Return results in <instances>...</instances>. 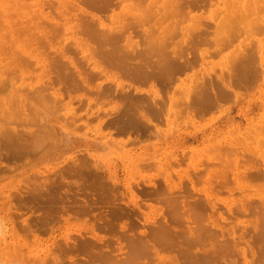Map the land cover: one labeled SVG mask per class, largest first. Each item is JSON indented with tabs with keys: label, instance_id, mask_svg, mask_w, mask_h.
Listing matches in <instances>:
<instances>
[{
	"label": "rangeland",
	"instance_id": "1",
	"mask_svg": "<svg viewBox=\"0 0 264 264\" xmlns=\"http://www.w3.org/2000/svg\"><path fill=\"white\" fill-rule=\"evenodd\" d=\"M59 1H62V2H59ZM66 1L67 0H48V1L46 0V1H44L46 3L45 4L43 2V0H35V1L31 0V4H33V2H35V4H36V7L35 6L33 7V9H35V11L37 9H40V11L44 13L43 17H41L42 19H44L43 21L45 22V20L48 19L45 23L49 22V24L47 23L48 26L52 25V24H50V22L53 23L52 27L56 25L55 26L56 29L59 27L58 25L60 24V26H62V29L60 27V30H62V31L60 32L59 29H57L60 32L58 34L59 37L57 38L58 35L55 32L58 33V31L55 30V28H54L55 31L52 29L54 31V33H51V31H50L51 27L48 29L46 26H44L45 24L42 21V19L35 16L36 15L35 12L31 13V15H30L31 18H34L33 21L35 24H37L36 29L32 30V32H33L32 39H34V40H32L31 46H32V49H34V51L38 54L41 62L38 64H35L33 61H29V62L33 63V64H31L32 67H29L31 69L28 68L29 71L32 70V71H30L31 72L30 76L31 77L34 76V78L32 77L33 78L32 80L29 78L17 79V80L15 79L16 80V81L14 80L15 82L11 80L13 88L14 87L16 88L18 86V88L20 89L21 87L25 88V86H27V89L32 90L33 87H34V89L37 87L35 85L48 83L47 81L50 79L49 83L53 87L60 90V91H56V95L60 98L61 101H60L59 105L62 106L63 108L58 107L59 105L58 106H55V104L51 105L52 107H49L50 111L48 112V110H47L48 113L45 114L46 117L44 116L42 118L41 114H33L32 113L33 103L29 102L30 98L28 101L24 102V104L22 106L24 108H20L19 107V104H20L19 101L24 100L22 97L20 99V93H18V91H14L11 86H8L5 88H0V101H8V100L12 99L13 100V101L11 100L12 105L14 104V106H17L20 108V109H15L16 112L12 116L15 117V115L19 114L20 117L18 116L17 121L20 122L19 126H21V127H19L18 125H17V127L13 126L12 128L14 130L19 131L21 129L22 130L25 129L24 131H27L29 129V133L30 132L36 133V131H38L37 127L40 124L39 122L48 124L47 122L52 123L55 120L54 123H56V121L58 122L59 118H62V120H61L62 125L64 124V126L66 127V129L60 128L59 135L57 136L58 141L56 143H53V144L50 143L49 144L48 139L44 140L40 144L41 146L38 149L40 151L35 150V152H36L35 153L32 150L34 153L31 154L32 151H30V152H27L29 155L26 154V156H24L25 155L24 154L22 156L17 157L16 159H15V156H12V157L10 156L11 153H10V150L8 148V144H6L7 143L6 141H5L6 143L3 141L5 136L4 135H2V137L0 136L1 152H4L5 155L10 154V155H8V157L6 156L7 158L4 155H3V157H2V155H0L1 156L0 157V264H48V262L51 263L50 260H55L54 261L55 264H69V263L75 264V262H73L74 258L80 257L79 259L81 260V258H83L82 260L84 261V259L86 257H85V255L83 257L82 254L84 252L76 249V246H75V248H70L68 246L67 243L71 242L70 244H72L75 242V241H73V239L75 240V237H76L74 235L77 234V238H79V237L82 238V234H81L82 232H84L83 234H85V236H87V237H89L88 234L90 235V233H92L96 236V238L102 239V237H103V239H104V233H105V235L107 234L106 231L102 227L99 226L100 231L103 232V233H101V232L99 233L98 224H97L98 230L96 231V229H93L95 227L92 226V224L94 222L93 223L91 222V221H95L94 218L96 219L95 215H97V211H99V209L98 210L94 209L93 212L96 214H94L92 211L89 213L91 216L94 217V218L91 217L92 219H89L88 217H86V216H88V214L86 212H85L86 215L84 213H82L81 215H79L80 217L78 215H76L75 217H77V218L79 217V219H77L74 217L76 212L74 213L72 210H67L66 212H68V213H66L63 210H60V212L62 211L63 213H66V214L64 215V214H62V212L61 213L58 212V214H59L58 215L57 213H55L54 215L57 214L56 218L54 216L47 218V222L48 221L49 222L48 223L45 222L46 224L41 223L42 226H41L40 222H38V221H40L39 219L38 220L34 219V220H36L34 222L35 224H32L34 220L33 221L30 220V218L32 219L34 217V215H36V214L39 215V213L41 212L40 209L36 206V204H39L38 202H36V200H35V203H33L34 201L32 202L31 200L28 201L30 195L34 194V192H37L31 188L33 183L39 181L36 184H39V186H41V187L43 186V188L46 187L47 184L50 186L49 182L47 184H45L46 182H43V181L44 180L45 181L51 180L50 179V176H51L52 179L53 178L55 179V180L54 179L51 180V181H55L54 182L55 184L62 182L60 184L61 187H63V185L64 186L66 185L67 187L69 186L70 188H72L76 185L74 188L75 189L74 192L71 190L70 193H76V191H77L76 189H78L77 185H79V184L81 185V183L85 180L89 179L90 181H93L95 183V181L97 179L95 180V178H91L90 175L87 176L88 174L86 172H81V174L76 173L77 176L79 177V179L75 178L77 176H76V174L73 173L75 171H78V168L76 170L74 169L75 165H73V164H76V166L84 165L81 163V161H82V158L84 157L83 155L85 153H86L85 157L86 156L87 157L86 158L84 157V158L85 159L88 158L87 160H89V159L91 160V161L89 160L91 163V166H90V163H88L89 161L87 162L89 165L87 163H85L86 160H84V162L82 161L83 163L86 164L84 166L88 165L90 170L93 171V173L95 172V174L100 170L104 171V172L100 171L101 173L98 172V176H100L102 174L101 175L102 179H103V181L106 182L105 187L109 191L108 192L109 195H107V196H105L104 195L105 193H103V191H101L103 200L108 201L111 204V203H113V201L117 197L118 202H119V199H120V202L118 204V202L115 201V203L118 204V205L115 204L116 206L124 207L128 204H132V206L128 205V208L130 210L128 208L126 209L127 206L124 207V209H126L125 211L129 210L131 212L130 217L131 218L133 217L135 219V220L134 219H132V220L138 222V223L135 222V223H137L136 225H139V224L142 225V226L140 225V227H137L136 229L133 228L134 230H136L135 232L133 231L134 234L137 232V233H139V235H141V234H145V232H148V229L150 230V228H148L147 226H146L147 227L146 228L143 225L148 224L149 226H151V224H152V226H154L153 223H154V221H156V220H154L156 217L160 216V219H158V218L157 219L159 221L160 220L163 221L164 220L163 219L164 212L162 213V210H164L163 207L165 209L168 207L166 203H165L166 206L161 204V203L165 202L164 198L162 199V197H164V195L160 194L162 192H160V191H159L160 193L158 192V195H156V197H155L157 201H155V198H153V197L150 198L152 195L149 194L150 193L149 191L147 194L145 193L146 195H144V194L139 195V194H141L142 191L138 194V190H140V189L142 190L143 185H145L147 188L149 187V189H151L150 188L151 186H153V188H154L158 185L155 188V189H158L160 184H161L160 185V188H161L162 183L164 186L167 185L166 187L163 186L164 188H167L168 185H170L172 190L178 189L180 186L181 188H183L182 190H184L185 188L186 189L188 188L189 190L191 189L192 191H190L191 193L190 192L189 193L191 196L193 195L194 199H195V197H197V195H198V197L200 196L201 199L204 198L202 200L205 203L204 206L207 208V210L204 209L206 217H208L209 220H212L213 222H215V224H217L219 222L220 224L218 223L217 224L218 226L222 225L221 223H224V224L225 223L226 224L232 223V225L234 223L235 224L239 223L240 227L243 225V227H244L243 231L246 234H244L242 240L238 239L239 242L237 241L236 244L232 243V244L228 245V247H226L222 251L224 258L226 259L227 262H229L230 264H260L258 262L260 260H257V258L263 259V257H261L262 255L260 254L259 250H257L255 247H257V244H259V242H261V241L256 239L255 241L258 240L257 241L258 243L255 242L256 245L254 244V246H255L254 247L253 244H251L254 241V238L253 237L249 238L250 235H252L251 234L252 233V227H251L252 225L250 226V224H251L250 220H252L254 218L250 217L251 215L249 213H247L248 214L247 215L245 212L244 213L246 215L243 212H240V213H243L240 215V213H238L237 210L242 208V205L239 206L238 203H239V200L242 199L243 195H244L243 199L248 201V202L250 201L251 203L253 200H254V202L256 201L258 203L260 200H262V197L264 196V179H263L264 178V173H263L264 172V130H261V127L264 128V61H262L260 63V65L258 66V67L262 66L260 71L258 72L259 74L258 75L255 74V75H252L250 77L244 78L243 80L246 81L247 83L246 82L244 83V81H240V82H243L242 85L238 81L239 85H233L232 86V83L234 84V82L232 81L234 75L228 74L227 69L231 70L230 69L231 57H232V55L239 53L238 49L246 50L245 48H248V50H251L252 49L251 47L253 46V44H255V42H257V40H260V38L263 37V34L262 33H260V34L256 33L255 35H253L254 33H252L250 35L246 31L244 34L247 33L246 34L247 36L243 35L242 33H241V36H239V34H240L239 33L238 36L236 37V40L231 42L232 44L229 43L228 45H225L222 50L221 49L219 50L220 53H218V51H217L216 54H215V52L211 51V50H213V45L211 46V44H212L211 41H208L211 39L213 40V38H211V36H210L211 39H209V37L207 36L208 40H206V41L209 42L208 45L206 44L207 46L204 43H201V44L196 45L193 48H191L192 47L191 45H193V44L189 45V46H191L190 47L191 49H188L187 55H188V57H190L194 61L193 65L190 67H187L186 69L181 71L182 73L179 72L180 74L178 73L176 75V77L178 78V81L173 83L171 88L168 87L169 89L167 88L168 90L165 89L166 91H164V88H165L164 87V88H162L163 89L162 91H159L160 89L156 86H159L160 84L159 85L155 84L154 89L156 91H154V92L153 91L148 92V91L139 90L136 92L132 91V94H133V92H134V94L138 93L139 96H141V97H142V95H140V94H144L145 96L143 95V97H150L151 100H153L152 99V97H153L154 102L157 99V101L164 107V109H165V110L163 109L164 113H167L166 110L168 108H171V107L176 108V109L179 107L184 108V106L186 105L184 98L188 99V97H189V99H191V100H192L193 96L195 98V95L192 96V94H194L193 93L194 91H192V89H191V91H180V88H181V86H183V84H186V85L188 84V87L191 88L192 83L194 85V83H195L194 81L198 77V79H197L198 82L205 80V81L201 82V85H203L202 83H204V82H206V83H204V85L205 84H207V85L212 84V86H208V89L206 87L207 91H209L210 89H213V90H210V95H212V92L216 91L217 88H219L218 83H219V85H221L220 88L223 87L222 82L220 84V80H222V78H224L225 80L231 79V89H230V91H227L228 97L223 98L221 100L220 99L215 100L211 106L209 104H206L207 107H206V109H204V110H206V112H204V110H203V113L200 109H199L200 113H197L199 111L196 112V110L194 109L195 107L193 106L191 109H187L188 112H184L183 114L180 113V115H178L176 118H172L171 116H168L166 114L162 115L163 117H161L160 116L161 114H160L159 117H157L158 119L156 117L151 118L153 121H155V119L157 120L153 123V121H151V119L149 117L150 123L152 124V126H150L151 125L150 124L148 126V128H150V127L154 128V129L152 128L153 131H151V132H149V129H148L147 133H144L143 131L141 132L139 130H136V128H134V129H129L130 131L128 130L126 132V135L124 134L125 137L123 135H121L123 133H120L119 135H118V133H116L117 135L114 136L113 131L115 129H117L115 127L117 125L113 123V120L111 119L112 117H109V116H112L113 114H118L119 113V111H117V110H119L118 107H121L120 102L121 101L123 102L126 99L118 98L117 96H114V97H116V98H114L113 95L115 92H116L115 95L118 94L117 92H119V93L120 92H123V93L127 92V94L130 95L131 91H126V90H125L126 92L125 91H112L113 95H111V96L113 97V101H112L111 96H109V94L107 95L109 98H107V96L103 95V99L107 98L106 100L105 99L103 100L101 98L102 97L101 94H104L103 92H105V94H107V93H109L108 91H99L98 93L96 91L89 92L92 89L94 90L96 86L100 85L102 87L103 84H105V83L107 84V81H108V83H110V81H111V83H114V80H116L117 74L119 72H118L117 68L116 69L115 68L110 69L109 67H106L107 69L105 68V70L108 71L107 75H104V76L99 75L97 77V75H96L97 72H95L96 71V70L94 71L95 68L92 67V61H95L97 64L100 63V61L98 62L99 58L96 57L97 55H94L92 53L91 47L94 46V44L93 43L91 44V42H88V45L84 46L85 49L83 51H81L83 53H81L79 50L80 46H76V44L78 42H81V43H83L82 45H85L87 43V39H88L87 37H85V35L81 34V30L79 28L81 25V23H80L81 20H79V19H81L83 17L86 18V16H87V19H89L88 17L89 16L91 17V14H93L95 16L100 15L102 17V13H103V18L105 16V14L107 15V18H108V16H111L112 14H118L120 9H119L118 5L115 4V3H117V0L113 1L115 3L112 2V7H110V9H109L110 11L104 10L105 12H100V11L98 12L92 8L91 9H88V7L86 8V5L85 6L82 5L85 3V0H69V2H67V3H66ZM24 2L27 3V5L29 4L28 7L32 6L29 3V0H25ZM52 2H54V4H55V5L54 4L52 5V6H54V9L51 6ZM216 2H217V0H215V1L214 0H206V4L204 2L206 8H205L203 2H200V4H203V5H201V7L198 6V10L192 9V11L196 14L200 13L202 15H206L207 17L205 18V20L204 19L203 20L206 21V23H207V21L210 22L211 20L209 21L208 17L210 14H212L214 12L213 11L211 13V11L214 10L213 8H216V5H215V7H213L212 5H213V3H216ZM47 4H49V6H50L49 8H52L50 11H49V8L47 7L48 6ZM66 4H67V6L71 7V10H70V8L68 9ZM44 6L47 8L44 9ZM114 6H117L116 9L114 8ZM5 7H6V3H2V5H1V0H0V13H1L0 14V19H1L0 25L2 24L1 26H4L6 24V19H5L4 15H6L7 13H9V14H7L8 16L12 15V16H10V20H14V18L16 19V17H18L20 15L22 16V14L16 15V13H15L16 11H14L13 9L10 10L9 6L7 8H5ZM66 9H67V11H66ZM52 10L54 12H56V14H58L59 16L56 17L55 16L56 14H55L54 15L55 17H54L53 14L51 13ZM9 11H11V12H9ZM78 11H80L81 14ZM2 14H3V16H2ZM13 14L16 17H14ZM71 14H72V16H71V20H70ZM56 18H58V19H56ZM59 18H61V19H59ZM77 18H79V19H77ZM90 20H91V18H90ZM39 21L40 22L42 21L44 25L42 23H39ZM204 24H205V22H204ZM210 24H212V21ZM42 27H44V28H42ZM82 27H84V26H82ZM63 28H65V30H67L66 31L67 33L63 32V31H65ZM76 30L78 31V33H76ZM209 30H211V28L207 29V33ZM79 31H80V33H79ZM34 32L36 33V35ZM209 33H211L210 35L213 34L212 31H210ZM51 34H52V36H54L55 34L57 35V36L55 35L56 36L55 40H53L54 37H52ZM83 34H85V32ZM131 34H133V33H131ZM47 35H50V37L53 38L52 42H57V43H52L51 38L49 37L50 39H48ZM35 36L37 39L35 38ZM40 36H41V38H40ZM189 37H190V35H188V36L186 35V37H185V41L188 39V41H187L188 43H189ZM237 38H238V40H237ZM243 38L245 40H243ZM59 39H61V41ZM253 39H255V40H253ZM41 40H44V42L42 41V43H41ZM70 40L73 43L72 42L69 43ZM135 40H137V37L135 38ZM67 41H68V43H67ZM253 41H255V42L252 44H249L250 42H253ZM187 42H186V45L184 43V47H189V46H187V44H188ZM44 43L47 46H45ZM66 44H67V46H66ZM69 44H71V46ZM38 45L41 47H39ZM68 46L70 49L74 48V49L79 51L78 52L75 50L78 53V54H75V56L77 55V58H78L77 60H79V57H80L79 61L83 60L86 63H88L89 61H91V62H89V64L85 63L86 65H84L83 64L84 62L82 61L83 63L80 65L79 64L80 62L77 61L78 63L75 64L74 62H76V58L73 55V57L75 58L74 59L75 61H73L72 55L69 54L71 51L68 50L69 52L67 53L66 48L64 50V47H68ZM182 46H180V47H182ZM208 46H209L210 51H208V49H207ZM254 46L256 47V45H254ZM220 47H218V48H220ZM204 49L206 50L207 58H206V56L204 57L203 60L199 59V57L197 58L199 51L204 50ZM53 50H54V53H52ZM254 50H251L253 54L255 53V52H253ZM75 51H73V52L76 53ZM56 53L60 54L61 59L66 58V60L70 61V64H66V66H68V65L71 66L72 71H75V73L73 72L74 76H77V79H79L80 81H81V79L77 75L78 71L76 69H78V66H81V68H79V70L80 69L82 70V68H88V66H89V69H85V73H87L89 75L85 74L84 71L81 72L82 75L87 80H83L81 82H79V80H77L76 85H79V86H77V87L75 86V88L73 86H69V85L68 86L66 85L67 88H64L63 86H65V85L61 84V80L58 82L57 80H59V78L57 79L56 77H54L55 74H57L56 70H54V74H53V70L51 71V67H52L51 62L53 60L52 56L53 55L55 56ZM57 54H56L55 59L56 58L59 59V55H57ZM213 54H215V55H213ZM85 55L89 56L91 59H85V57H86ZM254 55L257 56L256 54H254ZM48 56L49 57L51 56V58H50L51 61L49 59H47ZM62 62H63V60H62ZM204 62L207 63V64H205L207 66V68L206 67L204 68V66H203ZM12 63H13V59H11L8 55L0 54V68L7 67L8 65L10 66ZM90 63H91V65H90ZM255 63L258 65L257 60L255 61ZM77 64H79V65H77ZM41 65H42V69H43L42 73L39 72L41 70ZM82 65H84V66L82 67ZM201 65L203 67H201ZM38 66H40V67H38ZM69 66H68V68H70ZM85 66H87V67H85ZM34 67H38V69L37 70L35 69L36 70L35 71ZM73 67H75V68H73ZM68 68H66V69H68ZM202 68L204 69V71H202V72H205L204 75L206 74L205 76H202L203 73L201 75V70H203ZM205 69H206V71H205ZM69 70H68V72H69ZM86 70H87V72H86ZM88 70H90V71H88ZM91 71H93V72H91ZM90 72H91V74H90ZM0 76H2L4 78L5 75L2 74ZM120 76H119L118 80L122 81L124 83V84L123 83L122 84L125 85V89H126L127 88L126 87L127 78L125 79L124 76L123 77H120ZM194 76H196V78ZM226 76H229V77H226ZM101 77L103 80L99 79ZM200 77H202V78L204 77V79H202ZM5 78H6V76H5ZM122 78H123V80H122ZM53 79H55V80H53ZM107 79H109V80H107ZM193 79H194V81H193ZM44 80L46 81L45 83H43ZM90 80H91V82H90ZM87 81L90 82L91 85ZM55 82H57V83L54 84ZM78 82H79V84H78ZM97 82L98 83L100 82V83L98 84ZM60 84L63 86H61ZM80 84L84 85L89 91L85 87L84 88L86 90L81 91V90H83V89H81V88H83V86ZM59 86H61L62 88H60ZM214 86L217 87V88L215 87V90L213 88ZM68 87H71L72 89L68 88ZM143 87L145 88L144 85H142V88ZM209 87H212V88H209ZM220 88L218 89V92H215L216 95H218L217 93H219V91L220 92L222 91ZM79 89H81V90H79ZM222 89L225 90L224 88H222ZM157 90H158V92H157ZM24 92L27 93L26 91H24ZM92 92H94L95 94ZM195 92H196L195 94H198V91H195ZM90 93H92L93 95L92 94L90 95ZM123 93H121V94H123ZM147 93H148V95L150 94V96H146ZM215 93H213V95H215ZM64 94H66V95H64ZM138 94L136 96H138ZM157 94H159L160 99H158L156 97ZM207 94H208V92L206 93V95ZM9 95H14L13 96L14 98L13 97L10 98ZM25 96L29 97L27 95H25ZM25 96H24V98L27 99ZM70 96H72V97H70ZM95 96H96V98L97 97L99 98V100L97 98L96 102H95ZM119 96L121 97L122 95L119 94ZM8 97H9V99H8ZM3 98H5V99H3ZM117 98H118V100H117ZM100 99H102L103 101L101 100L102 101L101 102ZM108 99H110V102ZM11 101H9L8 103L11 104ZM17 101L19 102V104ZM106 101H107V103H105ZM118 101H120V102H118ZM15 102L18 105L17 104L15 105ZM115 102L116 103L118 102L119 104H116ZM127 102L128 101L126 100L125 102L122 103V108H124L123 104H126ZM101 104H102V106H101ZM156 104H157V106L159 105L158 103H156ZM161 105H159V106H161ZM126 106H128V105H126ZM56 107H57V109L55 110ZM28 109H29L30 113L28 112ZM12 110L14 112V109H12ZM73 110H74V112H72ZM115 110H116V112H115ZM6 111H7V108L3 107L2 104L0 103V114L2 112H3V114H5ZM62 112H64V113H62ZM101 112L102 113L104 112L103 114H106V115L102 116ZM107 112H109V114ZM55 113H56V115H55ZM58 113L60 116L59 118L57 117ZM73 113H74L75 117H73L74 116ZM71 115L73 118L71 117ZM99 115H100V117H99ZM1 116H2V114H1ZM21 117H23V118H21ZM29 117L31 118V120ZM75 118H77V119L75 120ZM68 119H71L73 122L71 123V121ZM15 120H16V118H15ZM20 120L24 123L26 120V123H27V121H28V123L27 124L23 123V125H24V127H23L21 125L22 123ZM65 120H68V122L69 121L70 122L68 123ZM106 120L107 121L112 120V121H110L109 124L110 125L114 124L115 126L110 127L108 124H106L109 121L107 122ZM37 121H39V122H37ZM101 122L102 123L106 122L104 124H105V126L107 125V127L109 126L108 127L109 129L107 127L104 128V126H99L102 124ZM29 123L31 125H29ZM36 124H37V126H35ZM66 124H68V125L66 126ZM69 124H71V126ZM75 124L79 125V128H74ZM68 126H69V128H68ZM34 127H36V128H34ZM75 127H78V126H75ZM80 127H81V129H80ZM32 128H33V131H32ZM39 128H41V127H39ZM112 128H115V129L113 130ZM34 129H37V130H34ZM61 129L65 130V132H68L70 134L71 137L68 140H65V138L62 136ZM154 130H156V131H154ZM157 130H159V131H157ZM116 132H118V131L116 130ZM128 132L132 136L133 135L137 136L136 133H139L137 138L139 136H140L139 139L142 137L143 138H142V140L138 141L136 139V137H132L131 135H129ZM132 132H133V134H132ZM111 133H112V135H111ZM132 138H135V139L133 140ZM145 138H147L148 140ZM1 139H2V142H1ZM106 139H109V140H106ZM143 139H145V140H143ZM4 140H6V138ZM132 140L136 141V143L134 142V144H132L131 143ZM259 140L261 142H259ZM127 141L130 142L131 144L128 143ZM92 144H93V147H92ZM38 146H36L35 149ZM50 147H51V149H50ZM2 148H4V149H2ZM40 148H43L44 151ZM5 150H8L9 153L5 152ZM41 150L43 152H41ZM93 151H95V152H93ZM186 151H188V152H186ZM186 153H188V155ZM230 153L232 156H230ZM81 155H82V157H81ZM182 156H184V157H182ZM229 156L231 157L232 160L230 159ZM238 157H239V159H241V163H243V164L239 163L240 160L238 161ZM95 161L96 162L98 161L97 163H100V164L97 165ZM141 161L144 162L145 166L141 165V167H139L140 164L142 163ZM138 163H139V165H138ZM65 164H66V166H64ZM240 164H241V166H240ZM88 166H87V168H88ZM96 166H99V167H96ZM67 167H70V170L72 172H70V170L68 171L67 169H69V168H67ZM92 167H93V170H92ZM256 168L260 169L261 171L256 170ZM61 169L66 174L65 176H67V174L69 172H70L69 173L70 175L72 173V176L69 177V179H67V177H65V176H62L63 178L64 177L65 178L63 180L61 179L62 181L61 180L58 181V179L61 178L60 177L61 174L63 173ZM95 169H98V170L95 171ZM202 169H204V172ZM216 170H220V172H222V170H225L224 171L225 173L222 172L224 174V176L221 178V180L226 179L227 180V182H226L227 186H226V183L222 184L220 186L215 184L213 172H215ZM247 170L250 171V173H251V171L253 172L254 170H256V172L257 171L262 172V170H263L262 173L259 172L260 175L261 174L263 175V177H261L262 179H259L256 177L255 178L254 177L249 178L247 176L248 175ZM201 171L204 174L200 173L201 175L198 178L197 177L199 175L198 172H201ZM245 171L247 172V174ZM60 172H62V173H60ZM105 172H106V174H105ZM55 173H58L60 175L58 176ZM83 173H86V174L84 175ZM171 174H173L174 176ZM62 175H64V174H62ZM73 176L75 179L72 178ZM96 176L97 175H95L94 177H96ZM101 176L99 177L100 179H101ZM194 176L197 178H195ZM70 178H72V179H70ZM81 178H85V180L82 179L83 181L81 180L82 182H80L78 184V182ZM160 178L162 180L161 182L159 180ZM56 179H57V181H56ZM65 179H67V180H65ZM75 180H76L77 184H73L71 182V181H75ZM89 180H88V183L85 182V186L88 189L87 191H90L91 193L94 194V197H96L97 199H100L99 197L101 194L97 190H96L97 193L94 192V189H93L94 186H92L93 183L89 184V182H90ZM157 180L159 181L160 184L158 183ZM167 180L170 182H168ZM103 181H99V183L100 182L102 183ZM69 182H71V183H69ZM105 182H103V183L105 184ZM138 182H140V183L142 182L143 184L142 183L139 184ZM36 184H33L34 188L36 187L35 186ZM140 185H142V186H140ZM171 185H175V186H171ZM37 187H38V185H37ZM102 187L103 186H99V188L103 189ZM47 188H48V186H47ZM153 188L151 190H153ZM160 188H159V190H160ZM59 189L62 192L64 187L62 190L60 187H59ZM143 189H145V188H143ZM106 190H104V191H106ZM162 190H163V188H162ZM24 191H25L26 195H25V193H23ZM173 191H175V190H173ZM77 192L79 193V190ZM144 192H147V190ZM80 193H81V191H80ZM244 193H247L248 195H246ZM24 195H25V198H24ZM76 195H78V194L76 193ZM159 195H162V196H159ZM147 196H150V197H148L149 199L147 198ZM158 196L161 197V199L164 202L162 200H161L162 202H159L160 200H159ZM42 197L43 196H41L40 198H42ZM157 197H158V199H157ZM206 197L209 198L210 204H208L209 202L206 203ZM30 198H32V197H30ZM34 199L39 200V198H34ZM151 199H154V200H151ZM123 200H125L127 202V204ZM139 200H140V202H138ZM197 200H198V198H197ZM236 202H237V204H236ZM254 202H253V204H255ZM20 203H22V204H20ZM134 205H135V207H134ZM142 205L145 208H143ZM209 205H211L212 208ZM236 205L239 206L237 208V210L235 209ZM137 206H138L139 210H138ZM207 206H209L211 209ZM101 208H104L102 210H106V207H101ZM134 208L138 211V214H136L137 212H135L136 210ZM28 209L33 210V213L31 212V210L29 211ZM132 210H134L135 213ZM139 212L141 214H143L144 216L140 215ZM70 213L73 215L74 218L69 217ZM137 215H140V216H137ZM124 217L127 218V216H124ZM139 217H141L142 219L140 218V220H139ZM126 218L124 219L122 217L121 220L118 219V224H117L118 230H119V226H121L123 223L128 222V221H126ZM25 219H27V220H25ZM50 220H52V221L50 222ZM129 220H131V219L129 218ZM96 221H97V219H96ZM159 221H157V222H159ZM230 221H234V222H230ZM36 222L38 223V226L40 224L39 227L36 226L37 225ZM130 222H132V221H130ZM44 225H45V227H44ZM90 227H92V232H90V229H89ZM118 230H116V228H115V230L112 232L114 233L116 231L118 233ZM79 231H81V232H79ZM117 233H116L117 236L116 235L115 236L118 238L120 236H118ZM131 233H132V230L125 232V234H131ZM100 234L101 235L103 234L101 238L99 237ZM111 235H112V233H111ZM234 235L237 236L238 231ZM73 236H74V238H73ZM107 236H110V234ZM115 236H113V238H112V236L110 238L108 237L109 240L106 238V241H109L110 244L112 243L113 247H114V244L116 245V247L114 248L116 250H114L112 253L118 254L120 252L119 250L121 248H124L125 243H124L123 239H117ZM70 237H72L73 239ZM83 237H84V235H83ZM65 239L69 242H66ZM94 239L95 238H91V240H94ZM110 239H112V240H110ZM113 239L115 241H113ZM224 239H227V238L225 237ZM224 239H222V240H224ZM60 240L62 241V243ZM250 240L252 242H250ZM56 241H60L59 242L60 246H62L61 244L64 243V245H65L64 247L67 250V251L65 250L64 252H68V250H69V252H71V250L72 251L75 250L74 251L75 254H74V252L73 253H67L66 257H65V255L62 254L65 257V259H64V257L62 255H60L61 253H60V251H58L59 249L58 250L52 249L53 246L55 247ZM228 241H230V240H228ZM241 241H243L244 243ZM57 244H56V246H57ZM66 244L68 247L66 246ZM110 244H109V246H110ZM121 245H122V247L120 249H118L117 247L121 246ZM261 245H262V243H260V245H258V247L260 248ZM109 246L107 245L105 249H108ZM111 246H110V248H113ZM55 248H57V247H55ZM60 249H62V247H60ZM109 249L107 251L110 252ZM51 251H53V252H51ZM57 251L60 253L59 256L63 257L64 262L61 263V261L63 260L62 258H61L62 259L61 261H60V259H58L60 262L57 261V257H59L56 255V254H58V253H56ZM76 251H77V253H76ZM78 253H82V254L79 255ZM164 253L167 254V252H164ZM48 254L50 256L49 260H47ZM76 254H78L77 255L78 257L77 256L75 257ZM54 255L57 257H55ZM168 255H170L169 252H168ZM46 257H47V259H46ZM53 257H54V259H53ZM50 258H52V259H50ZM88 258H86V259H88V261H86L87 263L89 262L88 264H91L97 260V259H95V261H94V258H91L92 261L90 262V257H88ZM38 260H41V261H38ZM71 260H72V262H70ZM77 260L78 259H76V261ZM226 261H224V262L226 263ZM224 262H223V264H225ZM95 263H97V261ZM95 263H93V264H95ZM229 263H227V264H229ZM82 264H85V261ZM97 264H99V262Z\"/></svg>",
	"mask_w": 264,
	"mask_h": 264
},
{
	"label": "bare ground",
	"instance_id": "2",
	"mask_svg": "<svg viewBox=\"0 0 264 264\" xmlns=\"http://www.w3.org/2000/svg\"><path fill=\"white\" fill-rule=\"evenodd\" d=\"M24 1L25 0H1V5H2V3H6L5 8H7L9 6L10 10L13 9L14 11H16L15 12L16 15L22 14V16L20 15V16L16 17L13 14V16L16 17V19L14 18V20H10V16H12V15L8 16L7 14H9V13H7L6 15H4L5 19H6V24L4 26H1L2 24L0 25V54L8 55L11 59H13V63L10 66L8 65L7 67L0 68V75L4 74L6 76V78H5V76H4V78L2 76H0V88H5L8 86H11L13 88L11 80L14 81L15 79L17 80V79H25V78H29L32 80L34 78V76H32L33 78L30 76V73H31L30 71H32V70L29 71L28 68L32 67L31 64H33V63H31L29 61H33L35 64H38L41 62L38 54L34 51V49H32V46H31L32 40H34V39H32V36H33L32 30L36 29L37 24L34 23V21H33L34 18H31L30 15H31V13L35 12V14H36L35 16L41 18V17H43L44 13L41 12L40 9H37L36 11H35V9H33L34 6L36 7L35 2H33V4H31V0H29V3L32 6L28 7L29 4L27 5V3H25ZM44 1H46V0H43V2ZM113 1L114 0H85V3L82 5H84V6L86 5V8L88 7V9L92 8L98 12L99 11L105 12L106 10L110 11L109 9H110V7H112ZM199 1L203 2V4L205 2V4H206V0L205 1L199 0ZM199 1L198 0H117V3H115V2H113V3L117 4L119 9H120L118 14H112L111 16H108V18H107L106 14L103 18V13H102V17L100 15L95 16V15L91 14V17L90 16L88 17L89 19H87V16H86V18H84V17L81 19L77 18V19L82 21V22L80 21L81 25L79 27L81 30V34L85 35V37H87L88 39H87V43L85 45H82L83 43L78 42L76 44V46H80L79 50L81 52L85 49L84 46L88 45V42H91V44L92 43L94 44V46H92L94 49L91 47L92 53L94 55H97L96 57L99 58L98 62L100 61V63H98V64L95 61H92V67L95 68L94 71L96 70L95 72H97V74H96L97 77L99 75H103V76L107 75L108 71L105 70L106 67H109L110 69L111 68H113V69L117 68V70L119 72L118 74L116 73L117 71L115 72L117 74V78H116V80H114V83H111V81H110V83H108V81H107V84L106 83L103 84L104 82L102 81L103 79L101 77L99 79H102L101 80L103 82L102 87L100 85L96 86V87L94 86L95 89L94 90L92 89L89 91L84 85L80 84L83 86V88H81L82 86L80 87L83 90H81V89H79V90L85 91L87 89L89 92L96 91L97 93L99 91H108L109 93L106 92L107 94H105V92H103L104 94H101L102 99H103V95H105V96H107L108 94H109V96L113 95L112 91H125V90L131 91L130 95H128L126 91H125L126 93L117 92L118 93L117 95H115L116 94V92H115L113 95V97L117 96L118 98H123V99H126L128 101L127 102L128 104L127 103L123 104L124 108H122V103L125 102L126 100L123 102L118 101L121 103V107H118L119 110L116 109L117 111H119V113L113 114L112 116H109V117H112L111 119L113 120V123L116 124L117 126H115L114 124H111V125L109 124L110 121H112V120H108L109 122L106 120L108 123L104 122V123L108 124L110 127L115 126L117 128V129L112 128L113 130L115 129L113 131L114 133L112 132L114 136L117 135L116 133H118V135L120 133H123L121 135H123L125 137L126 132L129 129H134V128H136V130H139L141 132L143 131L144 133H147L148 129H149V132H151V131H153L154 128L153 127H152L153 129L151 127L148 128V126L151 124L150 119L152 117L157 118V117H159L160 114H161L160 116L163 117L162 115L166 114L168 116H171L172 118H176L178 115H180V113L183 114L184 112H188L187 109H191L193 106L195 107L194 109L196 110V112L199 111L197 113H200V110L203 113V110L206 109V107H207L206 104H209L211 106L215 100H219V99L221 100L223 98L228 97L227 91H230V89H231V79L225 80L224 78H222V80H220V84L222 82L223 87L220 88L221 85H219V83H218V87L222 91L221 92L219 91V93H217L218 95H216L215 92H218L219 88L214 86L213 87L214 90H215V87L217 88V90L212 92V95H210V90H213V89H210L209 91H207V89H208V86H212V84L211 85H207V84L204 85V83H206V82H204V83H202L203 85H201V82L205 81V80L198 82V80H197L198 77L196 78V76H194L196 78V80L194 81L195 78L193 79V81L195 83H194V85L192 83L191 88L188 87V84L187 85L183 84V86H181V88H180V91H191V89H192V91H194L193 92L194 94H192V96L195 95V98H194V96H193L192 100L189 99V97H188V99L184 98L185 99L184 101L186 102V105L184 106V108L183 107L182 108L179 107L177 109L173 108V107L168 108V109L166 108L167 113H164V111H163L164 107L157 101L156 98H155L156 99L155 102L158 103L159 105H161L163 108L159 105L157 106V104L153 101L154 98L152 96L151 97L153 100H151L150 97H143L144 94H140V95H142V97L139 96L138 93H137L138 96H136L137 94L136 93L134 94V92L132 94V91L136 92L139 90L148 91V92L153 91L154 92V91H156L154 89L155 84L161 85V86L160 85L156 86L160 89L159 91H162L163 90L162 88H164V87H165L164 91L168 90L169 89L168 87L171 88L172 84L175 83L176 81H178V78L176 77V75L179 72L182 73L181 71H183L187 67H190L193 65L194 61L190 57H188V55H187L188 49H191L194 46L199 45L201 43L208 45L209 42L206 41V40H208V37H209V39L213 38V40L211 39L208 41H211V43H212L211 46L213 45V50H211V51L215 52V54H216L217 51H218V53H220L219 50L220 49L222 50L225 45H228L232 41L236 40V37L238 36L239 33H240L239 36H241V33L243 35H246L247 33L244 34L246 31L250 35L252 33H254L253 35H255L256 33H258V34L262 33L263 37L260 38V40H257V42L259 44L255 41L249 43V44H252L255 42V44H253V46L256 45V47L254 46L256 49L252 46L251 50L255 49L256 51L254 50L253 52H255L254 54H256L257 56H255L251 50H248V48H245L246 50L238 49L239 53H236V54L232 55V57H231V66H230L231 70L227 69L228 74L234 75L233 80H232L234 82V84L232 83V86L233 85H239L238 81L242 85L243 82H240V81H244L243 80L244 78L250 77V76L255 75V74H257V75L259 74L258 72L260 71L262 66H260V67H258V66L260 65V63L262 61H264V0H217V2L213 3V5H212L213 7H215V5H216V8H213L214 10H212L211 13L213 11L214 12L212 14H210L208 17L209 21L210 20L212 21V24H210L211 21L210 22L207 21V23H206V21H204L205 18L207 17L206 15H202L200 13L196 14L192 11V9L198 10V6L201 7V5H203V4H200ZM54 2H52L51 6L54 4ZM59 2H62V1H59ZM67 2H69V0H67L66 3ZM205 4H204V6H205ZM47 5H48L47 7L49 8L50 7L49 4H47ZM66 6H67V4H66ZM47 7L44 6V9ZM52 7L54 9V6H52ZM67 7H68V9L70 8V10H71V7H69V6H67ZM116 7L117 6H114L115 9H116ZM205 8H206V6H205ZM51 9L52 8H49V11ZM66 11H67V9H66ZM9 12H11V11H9ZM53 12L54 11L52 10L51 13L54 16L56 14V12H54V13ZM78 12H80V11H78ZM80 14H81V12H80ZM2 16H3V14H2ZM55 16L58 17L59 15L56 14ZM71 16H72V14L70 15V20H71ZM90 18H91V20H90ZM56 19H58V18H56ZM59 19H61V18H59ZM43 20L44 19H42V21ZM47 20H45V22ZM42 21L41 22L39 21V23L43 24L44 21L43 22ZM45 22H44L45 25L44 24L43 25L46 26L48 29L51 27L50 28L51 33H54V31L57 29H59L60 32L62 31V30H60V27L62 29V26H60V24L58 25L59 27L56 29V27H55L56 25L52 27L53 23L50 22V24H52V25L48 26L49 22H47L48 24ZM204 22H205V24H204ZM82 26H84V27H82ZM42 28H44V27H42ZM54 28H55V30H54ZM209 28H211V30H209L207 33V29H209ZM63 29L65 30V28H63ZM59 31H58V33L57 32H55V33L58 35L60 33ZM66 31L67 30H65L63 32H66ZM210 31H212V33H213L212 35H210L211 34V33H209ZM84 32H85V34H83ZM76 33H78L77 30H76ZM79 33H80V31H79ZM131 33H133V34H131ZM35 35H36V33H35ZM55 35L52 36V34H51V36L54 37V39L52 37H50V35H47V36H48V39L51 38V42H52V39L55 40V38L57 36V35L56 36ZM186 35L187 36L190 35L189 43L187 42L188 39L185 41ZM210 36H211V38H210ZM58 37H59V35L57 36V38ZM134 37L135 38L137 37V40H135ZM35 38H36V36H35ZM40 38H41V36H40ZM61 39H59V40L61 41ZM237 40H238V38H237ZM243 40H245V39L243 38ZM253 40H255V39H253ZM42 41L44 42V40H41V43H42ZM70 42H72V41L70 40L69 43ZM186 42L188 43L187 46L193 44V45H191L192 47L191 46L184 47V43L186 45ZM52 43H57V42H52ZM67 43H68V41H67ZM71 44H69V45L71 46ZM45 46H47V45L45 44ZM66 46H67V44H66ZM180 46H182V47H180ZM39 47H41V46H39ZM218 47H220V48H218ZM65 48L67 50V53L69 51H71L72 53L70 52L69 54H71L72 57L74 55V57L76 58V62H74V63L75 64L78 63L77 61L80 60V57L78 56L79 60H77L78 59L77 55L75 56V54H78L76 52L78 50H76L74 48H73L74 50L70 49L69 46L64 47V50H65ZM207 49H208V51H210L209 46ZM73 51H75L76 53H74ZM52 53H54V50L52 51ZM81 53H83V52H81ZM56 54H55V56L51 55L53 57L52 58L53 60L51 62V65H52L51 71L53 70V74H54V70H56V72H57V74H55V76L54 75L53 76L56 77L57 79L59 78V80L56 79L58 82L61 80V84L65 85V86H63L61 84L60 85L63 86L64 88H67L68 85L73 86L74 88H75V86L76 87L79 86V85H76L77 80H79V79H77V76H74V74H73V72L75 73V71H72L71 66L68 65L71 69L68 68V66H66V64H70V61L66 60V58L61 59L60 54H57V55H59V59H57V58L55 59ZM215 54H213V55H215ZM51 56L50 57L48 56L49 58L47 57V59L50 60ZM205 56L207 58L206 50L204 49V50L199 51L197 58L199 57V59L203 60ZM74 57H73V61H75ZM85 59H91V58L89 56H86ZM62 60H63V62H62ZM256 60L258 61V65L255 63ZM82 61H79L80 65L84 62V61L83 62ZM89 62H91V61H89ZM89 62L88 63L84 62L83 64L86 65V64H89ZM79 64H77V65H79ZM203 64H204L203 65L204 68L205 67L207 68V66L205 65L207 63L204 62ZM84 65H82V67ZM90 65H91V63H90ZM87 66H85V67H87ZM203 66L201 65V67H203ZM38 67H40V66H38ZM38 67H34V70L35 69L37 70ZM66 68H68V69H66ZM73 68H75V67H73ZM79 68H81V66H78V69H76L78 71L77 75L79 76L81 81L87 80V79H85V77L82 75L81 72L84 71V73H85V69H89V66H88V68H82V70L80 69L81 71L79 70ZM29 69H31V68H29ZM68 70H69V72H68ZM88 71H90V70H88ZM202 71H204V69L201 70V75L203 73L202 76H205L206 75V74L204 75L205 72H202ZM205 71H206V69H205ZM39 72H41V73L43 72L42 65H41V70ZM86 72H87V70H86ZM91 72H93V71H91ZM91 72H90V74H91ZM85 74H87V73H85ZM87 75H89V74H87ZM119 76L120 77L124 76L125 79L127 78V81H126L127 82V85H126L127 88L126 89H125V85H123L124 83L122 81L118 80ZM226 77H229V76H226ZM200 78H202V77H200ZM202 79H204V77ZM49 80L47 81L48 83H45L46 81L44 80L43 83H45V84L35 85L37 87L35 89L33 87L32 90L27 89V86H25V88L21 87L20 89L18 88V86L16 88L14 87L13 90L18 91V93H20V99H21V97L24 99L23 101H21V100L19 101L20 104L17 101L19 104V107L24 108V107H22L24 102L28 101L30 98L29 102L33 103L32 113L33 114H41V117L43 118L45 116V114L50 111L49 107H52L51 105L55 104V106H58L61 100L56 95V91H60V90L53 87L49 83L50 82ZM53 80H55V79H53ZM107 80H109V79H107ZM122 80H123V78H122ZM81 81L79 80V82H81ZM79 82H78V84H79ZM90 82H91V80H90ZM90 82H88V83H90ZM245 82L246 81H244V83ZM56 83L57 82H55L54 84H56ZM90 85H91V83H90ZM142 85L145 86V88L143 87L144 89L142 88ZM61 86H59V87L62 88ZM206 87H207V89H206ZM68 88H71V87H68ZM209 88H212V87H209ZM222 88H224L225 90H223ZM24 91H26L27 93H25ZM195 91H198V94H195L196 93ZM157 92H158V90H157ZM207 92H208V94L206 95ZM92 93H94V92H92ZM92 93H90V95ZM121 93H123V94H121ZM213 93H215V95H213ZM119 94L122 96L120 97ZM25 95H27L29 97H26ZM64 95H66V94H64ZM13 96L14 95H9L10 98H12ZM24 96L27 99H25ZM146 96H150V94L148 95V93H147ZM158 96H159V94H157L156 97L158 99H160V96L159 97ZM9 97H8V99H9ZM70 97H72V96H70ZM113 97L111 96L112 101H113ZM97 98L95 96V102L97 101ZM107 98H109V97L107 96ZM107 98H104V99L106 100ZM114 98H116V97H114ZM118 98H117V100H118ZM3 99H5V98H3ZM102 99H100V101ZM11 100L0 101L2 106L7 108V111L5 112V114H3V112L1 113L2 116L0 114V136L2 137V135H4L5 136V137L3 136L4 139L6 138V140L3 139V141L4 142L6 141L7 143L6 142L5 143L8 144V148H9L10 153H11V155L10 154H8V155H10L11 157L15 156V159H16L17 157L22 156L24 154H25L24 156H26V154H28L27 152H30L32 150L35 152V150H38L39 147L41 146L40 144L44 140L48 139L49 144L50 143L53 144V143H56L58 141L57 136L59 135L60 128L66 129L64 124L62 125V122H61L62 118H59L60 117L59 113L57 115V117L59 118L58 122L56 121L57 124L54 123L55 120L52 123L47 122L48 124L41 123V122L37 121L40 123L39 124L40 126L38 125V127H37L38 131H36V133L35 132L29 133V129L27 130L28 132L24 131L25 129L24 130L21 129V130L17 131V130H14L12 127L13 126L17 127V125L18 126L20 125V122L17 121L19 114L17 113L18 115H15V117H13L12 115H14V113L16 112L15 109H20V108L17 106H14V104L12 105L13 100L12 101ZM98 100H99V98H98ZM108 100L110 102V99H108ZM9 101H11V104L8 103ZM118 102L117 103L115 102V103L119 104ZM105 103H107V101ZM16 104L17 103L15 102V105ZM126 105H128V106H126ZM101 106H102V104H101ZM58 107L63 108L60 105ZM12 109H14V112ZM29 109H28V112H29ZM56 109H57V107L55 108V110ZM47 110H48V112H47ZM116 110H115V112H116ZM72 112H74V110ZM204 112H206V110H204ZM62 113H64V112H62ZM103 113L101 112L102 116L106 115ZM107 113L109 114V112H107ZM55 115H56V113H55ZM73 115H74V113H73ZM71 117H72V115H71ZM73 117H75V115ZM99 117H100V115H99ZM149 117H150V119H149ZM15 118H16V120H15ZM21 118H23V117H21ZM77 118H75V120ZM71 119H68V120H70L72 123L73 121ZM30 120H31V118H30ZM68 120H65V121L68 122ZM151 121H153V120L151 119ZM155 121H157V120L155 119ZM155 121H153V123ZM21 123H22L21 125L24 127V125H23L24 122L21 121ZM25 123H26V120H25ZM27 123H28V121H27ZM104 123H102L99 126H104V128L107 127V125L105 126ZM29 125H31V124L29 123ZM67 125L68 124H66V126ZM69 125L71 126V124H69ZM35 126H37V124ZM75 126H78V127H75ZM75 126H74V128H79V125L75 124ZM150 126H152V124ZM19 127H21V126H19ZM39 127H41V128H39ZM34 128H36V127H34ZM68 128H69V126H68ZM37 129H34V130H37ZM80 129H81V127H80ZM116 130L118 132H116ZM261 130H264V128L261 127ZM32 131H33V128H32ZM154 131H156V130H154ZM157 131H159V130H157ZM61 133H62V136L65 138V140H68L71 137L68 132H65V130L61 129ZM112 133H111V135H112ZM139 133H136L137 136L139 135ZM132 134H133V132H132ZM129 135H131V134L129 133ZM137 136L133 135L132 137H136V139L138 141L142 140L143 137L139 139L140 136L138 138H137ZM132 139L134 140L135 138H132ZM145 139H147V138H145ZM145 139H143V140H145ZM106 140H109V139H106ZM133 140L131 143L132 144H134V142L136 143V141H133ZM1 142H2V139H1ZM259 142H261V141L259 140ZM128 143H130V142H128ZM36 146H38V147L35 149ZM92 147H93V144H92ZM2 149H4V148H2ZM40 149L43 150V148H40ZM50 149H51V147H50ZM42 150H41V152L44 151V150L43 151ZM33 151L31 152V154L34 153ZM38 151H40V150H38ZM0 152H1V149H0ZM5 152H8V150H5ZM93 152H95V151H93ZM186 152H188V151H186ZM1 153H0V155H2V157H3V155L5 157L6 156L8 157V155H5L4 152H1ZM85 154L83 155L84 157H85ZM186 154L188 155V153H186ZM82 155H81V157H82ZM230 156H232L231 153H230ZM84 157L82 158V161L84 162V160H86L85 163H87L90 159L87 160L88 158L85 159L87 156L85 158ZM182 157H184V156H182ZM230 159H231V157H230ZM82 161H81V163L86 165ZM90 161L88 163H90ZM238 161H239V163H241V159H239V157H238ZM97 162H96V164L99 165L100 163H97ZM142 163L140 164L139 167H141V165L145 166L144 162H142ZM241 164H243V163H241ZM241 164H240V166H241ZM73 165H75L74 166L75 170L78 168V171L73 172L74 174H76V173L81 174V172H86L88 174L87 176L90 175L91 178H95V180L97 179L96 181L94 180L95 183L88 179L90 181L89 184L93 183L92 186H94L93 189H94L95 193H97V191H98L101 194L102 193L101 191H103V193H105L104 194L105 196L109 195L108 194L109 191L105 187L106 182L103 181V179H102V176H101L102 174L100 175L101 179L99 178L100 176H98V172L101 173L104 171L100 170L101 172L98 171L95 174V172L93 173V171L90 170V168L88 166L89 164L87 165L89 169L87 168V166H84V165H81V166H79V165L76 166V164H73ZM138 165H139V163H138ZM64 166H66V164ZM90 166H91V163H90ZM96 167H99V166H96ZM67 168H69V169H67L69 171L70 167H67ZM92 170H93V167H92ZM97 170L98 169H95V171H97ZM202 170L204 172V169H202ZM256 170H260V169L256 168ZM256 170H254L255 172L251 171V173H250V171L247 170L248 171L247 176L249 178H253V177L255 178L256 177V178L262 179L261 177H263V175L261 174L262 175L261 176L260 173H262L263 170H262V172H260L261 170L257 171L258 173L256 172ZM224 171L225 170H222L223 173H225ZM62 172H60V173H62L64 175L61 174V176H60L61 178L60 177H59L60 179L57 178L58 181H60L61 179L63 180L65 177H67V179H69V177L72 176V173H71V175L69 174L70 172H72L71 170L68 173L69 175L67 174V176H65L66 174L64 173L63 170H62ZM203 172L202 171L198 172L199 175L197 177L199 178L201 175L200 173H203ZM222 172H220V170H216L215 172H213L215 184H217L219 186L222 184H225L227 182L226 179L221 180V178L224 176V174ZM86 173H83V174L85 175ZM55 174H57L58 176L60 175L58 173H55ZM105 174H106V172H105ZM246 174H247V172H246ZM95 175H97V176L94 177ZM171 175H173V174H171ZM62 176H65V177L63 178ZM76 176H77V174H76ZM197 177H195V178H197ZM72 178L73 179H75V178L79 179L78 176L75 178L73 176ZM72 178H70V179H72ZM50 179L53 180L54 178L52 179V177L50 176ZM57 179H56V181H57ZM67 179H65V180H67ZM82 179L85 180V178H81L79 180V182L77 181L78 184L83 181ZM51 180H49V181L44 180L43 181V182H46L45 184H47L48 182L50 184V186L47 184L46 187H44V188H43V186L41 187V186H39V184H36L39 181L33 183V184H36L35 188H34V185L32 184L31 188L37 192H34V194L30 195V197H32V198L29 197L28 201L31 200L32 202L34 201L33 203H35V200H36V202L39 203V204H36V206L40 209L41 212L39 213V215L36 214L37 216L34 215V217L32 219L30 218V220L33 221L34 219H36V220L39 219L40 221H38V222H40V224L41 223L46 224L45 222H47V218H50L51 216H54L56 218V216H57L58 212H60V210H63L65 212L67 210H72L74 213L76 212L74 217L76 215L79 216L82 213H84L86 215V213H87L88 216H86V217H88L89 219H92L91 217H93V216H91L89 213L91 211L93 212L94 209H96V210L99 209V211H97L98 216L95 215L97 221L94 217L93 218L95 221H91V220L90 221L92 223L94 222L93 223L94 225L96 224L95 226L92 224V226L95 227L93 229H96V231L99 229V233L100 232L103 233L102 231H100L99 226L102 227L106 231L107 234L105 235V233H104V239L102 237L103 234L102 235L100 234L101 236L99 235L100 238L102 237V239H99V238H96V236L92 233H90V235L88 234L89 237H87V236H85V234H83L84 232L81 233L82 238H80V237L77 238V234L74 235V236H76L75 240L73 239L74 236H73V238L70 237L73 239V241H75L72 244H70L71 242H69L65 239L66 242H69L67 244L70 248H75V246H76V249L84 252L83 254L78 253L79 255L82 254L83 257L85 255L86 258L90 257V262L92 261L91 258H94V261H95V259H97L96 261H97V263L99 262V264H101V263L102 264H223V262L226 261V259L224 258L222 251L226 247H228V245H230L232 243L236 244L237 241L239 242L238 239L242 240L244 234H246L243 231L244 230L243 225L240 227L239 223H236V224L234 223L233 225H232V223H228V224L225 223L226 225L224 223H221L222 225L223 224L224 225L218 226L217 224L219 222L217 224H215V222H213L212 220H209L205 214V210H207V208L204 206L205 203L202 200L204 198L201 199L200 196L198 197V195H197V197H195V199H194L193 195L192 196L190 195V193H191L190 191H192L191 189L189 190L188 188L186 189L184 187L185 189L182 190L183 188H181L179 186V188L177 187L178 189H173V190H175V191H173L171 189L170 185H168L167 188H164L167 185L165 184L166 186H164L163 183H162V186L160 188L161 184L159 183L158 180L157 181L160 184L158 189H155L158 185L154 188H153V186H151L150 188L151 189L153 188V190H151V189H149V187L147 188L145 185H143V188H145V189L142 188V190H141L140 189L141 187H140L139 188L140 190H138V194L142 191L141 194H139V195H142V194L146 195L149 191L150 192L149 194L152 196L151 197L147 196V198L148 197L155 198L156 195H158L159 191L162 192V193H160V192L159 193L164 195V197H162V199L164 198L165 202L161 199V197H159L162 195L158 196L159 200H160V201L159 200L158 201L159 202L163 201L164 203H161V204H163L165 206L167 204V206H168L166 209L162 206L164 209V210H162V213L164 212V216H163L164 220L159 221L158 219H160V216L156 217L154 219L156 221H154V223H153L154 226H152V224H151V226H149L148 224L143 225L144 227L147 226L148 228H150V230L148 229V232H145V234H141V235H139V233H137V232L134 234L133 231L135 232L136 230H134L133 228L136 229L137 227H140L141 224L136 225L138 222L134 221L135 219L133 217L132 218L130 217L131 212L129 211L130 209L128 208V205L132 206V204L126 205L127 207L124 206V207H126V209L127 208L129 209L128 210L130 212L129 213L128 211H125L126 209H124V207L115 205V204H117V203H115V201L118 202L117 197L115 198V200L111 204L108 201L103 200L102 194L99 197L100 199H97L96 197H94L93 193H91L90 191H87L88 189L85 186V182L88 183V180L83 181L81 183L82 186L80 184L77 185L78 189H76V190L77 191L79 190V193L77 191H76V193L78 195H76V193H70L71 190L74 192V190H75L74 188L76 185L74 187H72L73 189L70 188L69 186L67 187L65 185L66 186L65 187L63 185V187H64V189H63V187L60 186V184L62 182L55 184L54 183L55 181H51ZM76 180L71 181V182L73 184H77ZM159 180H160V182L162 181L161 178ZM99 181H103V182H105V184L102 182L104 184L103 185L101 182L99 183ZM71 182H69V183H71ZM168 182H170V181H168ZM138 183L141 184L142 182L141 183L138 182ZM37 185H38V187H37ZM47 186H48V188H47ZM99 186H103L102 188L104 190L107 189L106 190L107 192L104 191L103 189L99 188ZM140 186H142V185H140ZM171 186H175V185H171ZM226 186H227V183H226ZM59 187L61 188V190L63 189L62 192L60 191ZM159 188H160V190H159ZM162 188H163V190H162ZM146 190H147V192H144ZM80 191H81V193H80ZM23 193H25V191ZM244 194L248 195L247 193H244ZM25 195H26V193H25ZM25 195H24V198H25ZM41 196H43V197L40 198ZM158 197H157V199H158ZM34 198H39V200L34 199ZM197 198H198V200H197ZM243 198H244V195L242 196V199H240L239 203H238L239 206L242 205V208L237 210V208L239 206L236 205L235 209L237 210L238 213H240V212H243V213L245 212L246 214L249 213L251 215L250 217L254 218V219L250 220V223H251L250 226L252 225L251 226L252 227V233H251L252 235H250L249 238H251V237L254 238V241H253L254 243L250 240V242H252L251 244H253V246H254V244L256 245L255 242H257L258 240L261 241V242H259V244H257V247H255V246L254 247L257 250H259L260 254L262 255L261 257H263V259L257 258V260H260L258 262L260 264H264V196L262 197V200H260V201L258 200L259 201L258 203L256 201L254 202V200L253 201L251 200L252 201V203H251L250 201L248 202V201L244 200ZM151 200H154V199H151ZM123 201H125V200H123ZM155 201H157L156 198H155ZM119 202H120V199H119ZM119 202H118V204H119ZM138 202H140V200ZM207 202H209L208 204H210L209 198L206 197V203ZM253 202L255 204H253ZM20 204H22V203H20ZM126 204H127V202H126ZM236 204H237V202H236ZM209 206L212 208L211 205H209ZM209 206H207V207H209ZM101 207H106V210H102L104 208H101ZM134 207H135V205H134ZM142 207L145 208L143 205H142ZM137 208H138V206H137ZM138 210H139V208H138ZM132 211L134 212V210H132ZM31 212L33 213V210H31ZM135 212H137L136 214H138L137 210ZM55 213H57V214L54 215ZM66 213H68V212H66ZM66 213L62 212V214H64V215ZM243 213H240V215ZM94 214H96V213H94ZM140 215H143V214L140 213ZM140 215H137V216H140ZM124 216H127V218ZM69 217H73V215L70 213ZM79 217L78 218L75 217V218L79 219ZM122 217L124 219L126 218V221H128V222L123 223L121 226H119V230H120L119 231L117 228L118 227V225H117L118 219L121 220ZM129 218L131 220H129ZM140 218L141 217H139V220H140ZM132 219H134V220H132ZM25 220H27V219H25ZM36 220H34L32 224H35L34 222ZM51 221L52 220H50V222ZM130 221H132V222H130ZM157 221H159V222H157ZM133 222L134 223L137 222V223L134 224ZM230 222H234V221H230ZM40 224H39V226H40ZM42 224H41V226H42ZM97 224H98V229H97ZM36 226H38V223ZM44 227H45V225H44ZM115 228H116V230H118V233L116 231L115 232L118 234V236H120L118 238L116 237L117 236L116 233L114 232L115 233L114 234L112 232L115 230ZM89 229H90V232H92V227H90ZM131 230H132L131 234H125V232L131 231ZM237 231H238V235L235 236L234 234H236ZM79 232H81V231H79ZM110 232L112 233V235ZM109 234H110V236H107ZM83 235H84V237H83ZM111 236H112V238H113V236H115L117 239H123L124 240V243H125L124 248H121L123 244L121 246L117 247L118 249L121 248L119 250L120 252L118 254L112 253L114 250H116V249H114L116 247V245L114 244V247H113L112 243L110 244L109 241H106V238L109 240V238ZM225 237L230 241H228L227 239H224ZM91 238H95V239L91 240ZM222 239H224V240H222ZM256 239H258V240L255 241ZM110 240H112V239H110ZM60 241H56V244L57 243L58 244H57V246L55 244V247H57V248H55L54 246L52 248L54 250L59 249L58 251H60L61 254L57 251L56 253H58V254L55 253L57 256H59V254L60 255L63 254L66 257L67 253H73L75 251V250H73V251L71 250V252H69V250H68V252H64L66 250L64 247L65 245L63 243V244H61L62 246H60V244H59ZM113 241H115V240L113 239ZM106 242L107 243L109 242V243L107 244ZM241 242H243V241H241ZM61 243H62V241H61ZM260 243H262V245L260 247L261 249L258 247V245H260ZM67 244H66V246H67ZM109 244H110V246L112 245L111 247H113V248H110ZM107 245L110 248V249L108 248L110 250V252L107 251L108 249H105ZM60 247H62V249H60ZM51 252H53V251H51ZM164 252H167V254ZM168 252L170 255H168ZM76 253H77V251H76ZM74 254H75V252H74ZM78 254H76L75 257ZM47 256H48V259H47V257H46V259L49 260V257H50L49 254ZM57 256H55V257H57ZM62 256L61 257L59 256L60 258L57 257V261H59L58 259H60V261H61L64 257V256L63 257ZM65 257H64V259H65ZM79 258L80 257L74 258L73 262H75V264H77V263L82 264V263H84V261H85V264L89 263V262L88 263L86 262V261H88L89 258L88 259L85 258L86 260L84 259V261L82 260L83 258H81L82 261ZM50 259H52V258H50ZM53 259H54V257H53ZM64 259L61 261V263L64 262ZM76 259H78V260L76 261ZM38 261H41V260H38ZM50 261H51V263H49L47 261L48 264H53V263L55 264V262H54L55 260H50ZM70 262H72V260ZM95 262H93V263H95ZM93 263H91V264H93ZM97 263H95V264H97ZM227 263H229V262L226 261L225 264H227Z\"/></svg>",
	"mask_w": 264,
	"mask_h": 264
}]
</instances>
